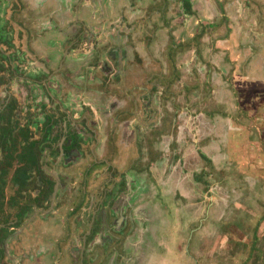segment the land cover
<instances>
[{"label": "crops", "instance_id": "0c3cea01", "mask_svg": "<svg viewBox=\"0 0 264 264\" xmlns=\"http://www.w3.org/2000/svg\"><path fill=\"white\" fill-rule=\"evenodd\" d=\"M114 2L108 0L111 9L126 5L123 15L114 13V18L123 19L118 30L114 18L107 20L96 6L87 10L85 23L107 25L99 35L91 27L85 33L75 22L79 0H46L30 11L37 19L29 31L38 39L28 34L22 40H6L8 49L0 56L17 68V81L36 94L26 105L28 114L19 113L25 129L50 127L47 141L51 128V139L57 141L69 127L89 143L95 139L96 156L88 147L86 157L78 155L79 168L69 171L84 172L93 164L95 178L88 179L85 189L98 196L105 177L96 181L99 171L106 170L105 160H113L110 137L119 138L118 170L127 176L135 172L143 187L137 201L147 222L141 233L149 243L143 245L139 264H176L186 257L196 258L198 264H264V199L262 206L257 201L264 193V0H195L180 14L172 9L166 18L158 14L147 21L140 18L152 13L140 1L118 0L112 6ZM75 29L79 34L70 38ZM123 29L122 67L116 53L110 56L112 71L106 81L102 58L89 54L100 36ZM28 43L36 55L27 51ZM181 47L183 54L180 50L170 55ZM172 56L181 57L178 64ZM51 92L60 95L59 102L48 96ZM105 102L117 113L119 108L127 111L118 127L117 115H106ZM61 103L74 107L78 115L66 117L70 115ZM162 103L165 121L155 128L163 118L154 117L153 108ZM82 111L91 118L95 133L88 130L86 119H78ZM9 112L8 121L14 124L16 113L11 108ZM239 123L248 130L242 148L241 140L232 141ZM145 133L153 134L151 141L136 143ZM232 221L233 232L228 233ZM241 228L247 232L239 240L234 233ZM185 231L190 236L198 233L192 250L183 249Z\"/></svg>", "mask_w": 264, "mask_h": 264}, {"label": "flooded vegetation", "instance_id": "af4514ba", "mask_svg": "<svg viewBox=\"0 0 264 264\" xmlns=\"http://www.w3.org/2000/svg\"><path fill=\"white\" fill-rule=\"evenodd\" d=\"M139 1L140 5L152 13L140 19L150 16L153 20L158 14L161 18L168 17L166 14L172 12V9L180 14L191 2L194 4L195 0ZM45 2L46 0H0V40L6 41L21 35L28 38V34L32 39H38V34L33 35L29 31L31 23L27 18L33 7L44 5ZM114 20L113 25L117 24L115 29L118 30L123 19ZM119 32L121 36L123 31ZM31 54L37 53L34 51ZM103 79L109 80L110 74H105ZM9 105L10 98L4 91L0 98V127L5 126L4 130H0V161L3 163L0 166V264H139L143 245L148 246L149 243L148 236L144 237L141 233L143 227H147L137 201L141 194V184L140 178L134 177L135 172H128L127 176L126 173L120 174L118 170L119 162L115 161L120 155L115 152V144H119V138L115 135L110 137L108 151L113 160L104 161L107 168L99 171V178L96 179L98 181L105 175L99 182L102 194H91L85 186L88 179L94 181L95 175L90 172L93 164H87L84 172L69 170L73 166L79 168L75 156L86 157L88 147L91 148L92 156H96L95 139L87 146L89 139L85 140L83 135L72 130L73 133L69 136L73 143L77 141L82 145L77 147L78 151L75 153L74 146L65 142L64 156L61 159L58 149L63 136L57 141V138L51 139L55 131L51 128L50 140L47 141L48 127L38 145L34 146L30 142L28 130L23 128L21 150L12 153L14 137L7 134L9 127H12L8 121ZM61 105L63 111L70 115L66 116L65 113V116L74 118L67 111L69 108L74 110V107L63 103ZM153 111L154 117L160 115L163 118L155 126L161 127L165 121L164 113L159 111L158 105H155ZM126 114V110L118 113L111 111V117L118 115L115 127H118ZM51 127L55 125L52 124ZM151 129L153 133L159 131ZM88 130L95 133L93 128L89 127ZM152 136L153 134L148 137L146 133L142 134L136 143L138 140L151 141ZM30 147L31 151L36 147L39 149L34 153V150L30 152ZM102 149L105 150L104 147ZM72 158L71 162L68 161ZM82 175L83 178L78 180V176ZM19 218L22 219L20 223Z\"/></svg>", "mask_w": 264, "mask_h": 264}, {"label": "water", "instance_id": "95a60500", "mask_svg": "<svg viewBox=\"0 0 264 264\" xmlns=\"http://www.w3.org/2000/svg\"><path fill=\"white\" fill-rule=\"evenodd\" d=\"M115 2H117L118 0H114ZM123 1H127V0H123ZM131 1V0H130ZM135 2V0H133ZM114 3H112V6H115ZM98 7L99 10L101 9L103 12V15H108V19L109 21H112V18H114V13H117L120 11L122 12L121 15H123L125 13L126 10V5L121 6V8H114L111 9L109 4H108V0H79V4L76 7L77 13H76V24L77 25H81V29L80 30H84L85 33H87V31L90 30L89 27L92 28V31H96L97 35H99L100 31L103 29V27H106L107 24H105V26H101L99 25L97 22L93 21L91 23H89L88 25L85 23V17H87V10L89 8H95ZM33 9V8H32ZM183 11V10H182ZM184 15L187 16L186 13H184ZM36 18V14H28V18L27 21H30V23H32V21ZM115 19V18H114ZM113 22V21H112ZM13 24H17L14 21H12ZM28 23V22H27ZM86 26V28H85ZM23 27V26H22ZM112 27V24H111ZM20 29H22L21 27H19ZM76 30V29H75ZM124 33V29L121 30ZM18 32V31H17ZM75 35L71 36L70 38H76V36L79 34V30L77 29L75 31ZM105 34V33H104ZM81 35V34H80ZM22 35L19 36L18 40H22ZM124 38H126V35L124 36ZM120 36V32H110L108 33V36L106 37H101L99 38V40L97 41V43L93 46L92 50L90 51L89 56H95V57H100L102 58L103 61V66L106 70V73L109 74L110 71H112L111 67H110V63H109V59L111 58L110 56H112L114 53H116L117 55V61L118 64H121L122 67V50H123V39ZM15 38L11 39L14 40ZM80 39V36H79ZM6 41L0 40V54L3 53L6 54V50L8 49L7 46H9L8 44L5 43ZM117 49H114L115 46H117ZM26 49L28 52L32 53V52H36L35 48L33 47V45L30 46V44H26L25 45ZM14 49H17V47H13ZM18 50V49H17ZM0 60V96L3 95V92L6 91L8 97L10 98V108L13 109L14 113H16V118L19 117V113H24L25 111H27L26 105L28 100L30 101H34L36 99V94H32L28 87H25V84L23 82H19L17 81V79L19 78V74L17 73V68L14 67L13 65H11V63L8 62V60L4 57ZM49 58V57H48ZM105 59H107V61H105ZM49 61H51V57L49 58ZM6 64L9 66V68H6ZM17 73V74H16ZM12 74L17 75L15 78V82L13 81V77L11 76ZM28 78H32L30 75H27ZM64 99V97H63ZM103 108H105V111L109 114H105L107 116L110 117V113L111 111H117V110H113L111 109L110 103L105 102L103 105ZM68 111V110H67ZM119 112H121V108H119ZM152 111L148 110L147 115H151ZM156 113V112H155ZM28 114V111H27ZM85 114V111L81 112V116ZM136 114V113H135ZM118 116V115H117ZM84 119H86V124L92 128V121L91 118L88 117L87 115H84ZM73 131L71 130V127H69L66 131H64L63 137L61 139V145L59 147V153L60 155L63 157L64 156V144L66 142V144H68L69 146H74L75 148V153L78 151L77 147H80L82 144H80L79 142L75 141V144L73 143V139L69 136L70 134H72ZM61 138V137H60ZM59 138V140H60ZM85 144V143H83ZM91 144V142L89 143V145ZM71 152V151H69ZM76 157V156H75ZM79 163V161H78ZM53 175L55 176L56 179H58L57 175L55 173H53ZM56 188V186L54 187V189ZM142 188V187H141ZM54 194V193H53Z\"/></svg>", "mask_w": 264, "mask_h": 264}, {"label": "rangeland", "instance_id": "374dc122", "mask_svg": "<svg viewBox=\"0 0 264 264\" xmlns=\"http://www.w3.org/2000/svg\"><path fill=\"white\" fill-rule=\"evenodd\" d=\"M145 21H147V19H144ZM125 32H127V30L126 29H124V34H125ZM214 35H216V34H214ZM180 50L181 49H175V50H173L172 52H170V55L175 51V53H179L180 52ZM182 51V54L184 53L183 52V50H181ZM166 54H167V56H169V54L166 52ZM172 58H173V60L174 61H176L177 62V64H178V62L180 61V56L179 57H177V58H175V56H172ZM14 76V75H13ZM32 78H34V77H32ZM38 79V78H37ZM31 93L33 92V90H29ZM190 91V90H189ZM44 92V91H43ZM188 92V91H187ZM180 93V92H179ZM32 94H34V93H32ZM48 96L49 97H51L52 98V100H56V101H58L59 100V98H60V95H58V94H56V95H54V94H52V92L51 93H48ZM32 101H30V100H28V102H27V105L28 104H30ZM158 106H159V111L160 112H163L164 114H165V112L167 111V109H166V107H165V105L162 103V104H158ZM29 110H30V107H28V112H29ZM61 110V109H60ZM69 111L73 114V113H76L77 115H78V113L77 112H75L74 110H73V108H70L69 109ZM27 114V113H26ZM16 115V114H15ZM20 115V114H19ZM84 115H86V114H84ZM84 115H82V118H84ZM26 116V115H25ZM22 121V122H21ZM24 121V122H23ZM260 121V120H259ZM240 125H239V133H236V135H235V137L232 139V141H233V143H235L236 141H238V140H241L242 141V144L240 145V147L242 148L243 147V139H244V141L245 140H247V138H248V130H246L247 128L245 127V125L244 124H242V123H239ZM10 125L12 126V127H9V131H7V134H9V137H14V150L12 151V153H17V152H19L20 150H21V147H22V141H23V133H24V131L22 132V129L23 128H26L25 127V125H26V121H25V119L24 118H21L20 116L18 117V118H16L15 116H14V124H13V122H11L10 123ZM21 125H23L22 127H20ZM26 130V129H25ZM41 131H42V135H39V132H40V130H38V129H30V131H28L29 132V136H30V142H31V144H33L34 146L35 145H38V142H39V140H41V138H42V136H43V134L45 133V131H46V129H44V128H42L41 129ZM25 135V134H24ZM244 137V138H243ZM264 137V136H263ZM39 149V147H36L35 149H33L34 150V153L35 152H37V150ZM29 150H30V152H32L31 151V147L29 148ZM233 150L235 151V154L236 155H238V156H241V154H240V149L236 146V145H234V147H233ZM75 160H77V161H79V163H80V157L79 156H77L76 157V159ZM78 163V164H79ZM3 165V163L0 161V166H2ZM84 166H85V164H83L82 165V168H84ZM208 174V173H207ZM262 199H264V193H262L261 194V196L259 197V199L257 200L258 201V204L259 205H261L262 206V204H261V200ZM171 217L173 218V219H176V215H171ZM251 219L252 218H250V219H248V220H246L247 221V223L248 224H250L251 223ZM19 223L22 221V219L21 218H19ZM201 224V229L204 231V226H205V224L204 223H200ZM228 233H231V232H233V221L231 222V226H230V228H228V229H225ZM246 232H247V229L246 228H241V230H240V232H235L234 233V236L237 238V239H239V240H241V239H244V236H245V234H246ZM196 235L198 236V233L197 234H193L192 236H190L189 234H188V231H185V233H184V235H183V243H182V245H183V249L184 250H186V249H189V250H192L194 247H195V245L192 243L193 242V240L195 239V237H196ZM200 235H201V232H200ZM190 237H193V239L192 240H189L190 239ZM201 237H204L203 235H201ZM189 238V239H188ZM204 251L206 252V250L204 249ZM233 253H236V250L233 248ZM185 258V257H184ZM189 259L190 260H188V257H186L185 259H183V260H181V258H178V262H176V264H198V260L196 259V258H194V257H189ZM207 264H210V263H207ZM222 264H225V263H222Z\"/></svg>", "mask_w": 264, "mask_h": 264}, {"label": "trees", "instance_id": "16d2710c", "mask_svg": "<svg viewBox=\"0 0 264 264\" xmlns=\"http://www.w3.org/2000/svg\"><path fill=\"white\" fill-rule=\"evenodd\" d=\"M136 1V0H135ZM182 50V47L180 48Z\"/></svg>", "mask_w": 264, "mask_h": 264}]
</instances>
